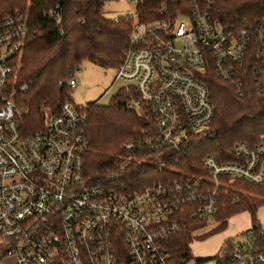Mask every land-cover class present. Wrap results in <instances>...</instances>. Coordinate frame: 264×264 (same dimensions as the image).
<instances>
[{"label":"built area","instance_id":"1","mask_svg":"<svg viewBox=\"0 0 264 264\" xmlns=\"http://www.w3.org/2000/svg\"><path fill=\"white\" fill-rule=\"evenodd\" d=\"M129 14L130 49L116 78L132 83L152 105L156 131L126 143L128 151H160L178 146L189 131L208 128L215 105L200 73L210 61L219 77L239 85L238 68L252 57L253 73L264 85V17L238 26L217 17L209 3L192 0V24L178 18L143 22L138 0ZM164 10V9H163ZM30 34L26 16L17 11L0 18V261L3 264H190L177 260L168 239L190 216L213 221L221 176L264 183V141L238 143L237 159L208 155L203 177L156 182L143 190L111 187L87 177V114L72 101L58 113H45L33 132L21 126L18 98L27 85L8 90ZM70 86L75 88L74 78ZM262 89V88H261ZM46 110V109H44ZM264 240V225L259 230ZM237 242L235 256L218 264H264V251H253L260 238L251 228Z\"/></svg>","mask_w":264,"mask_h":264},{"label":"trees","instance_id":"2","mask_svg":"<svg viewBox=\"0 0 264 264\" xmlns=\"http://www.w3.org/2000/svg\"><path fill=\"white\" fill-rule=\"evenodd\" d=\"M107 1L110 0H0V18L19 11L26 16L30 27L17 72L8 86L11 90L27 85L18 98L25 132L40 128L46 111L58 113L64 102L72 101L70 81L75 78L76 66L84 60L105 68H118L124 63L130 49L132 22L130 15L106 17ZM199 1L209 3L217 17L238 26L264 17V0ZM191 4L192 0H138L137 11L143 22L165 17L177 19L191 12ZM254 64L252 57L240 65L241 84L232 85L219 77L208 61L199 75L215 105L212 122L203 131H189L178 146L160 151L145 147L142 152H132L125 147L130 140L149 138L156 131L152 105L134 85L123 86L108 105L93 101L83 106L89 141L84 157L87 177L134 191L156 182L198 176L207 181L206 188L215 190L214 182L209 180L210 172L203 166L204 158L216 155L222 161L234 162L238 143L253 145L264 141V85L262 89L259 87L252 69ZM220 179L215 226L197 234L211 221L192 217L190 208H185L182 229L168 239V249L177 260L193 258L190 245L195 237L226 230L231 217L245 211L250 212L251 229L261 241L253 251H264L257 218L258 209L264 206V183L253 184L228 176ZM236 250L237 241L230 236L216 258L235 256ZM201 260L197 258V264Z\"/></svg>","mask_w":264,"mask_h":264},{"label":"rangeland","instance_id":"3","mask_svg":"<svg viewBox=\"0 0 264 264\" xmlns=\"http://www.w3.org/2000/svg\"><path fill=\"white\" fill-rule=\"evenodd\" d=\"M135 7L130 4L129 0H110L104 5V15L108 18H117L119 16L129 15ZM178 22H185L187 25L192 24L190 15L183 13L179 15ZM118 68H105L99 63L92 60H84L79 68L75 70V78L78 86L72 88L69 95L76 105L85 106L90 102L97 101L100 104L108 105L114 95L126 85H132L131 82L117 79ZM125 158V157H124ZM258 223L264 225V206L260 207L257 212ZM215 226L213 221L209 222L206 227L200 229L197 234H203ZM253 226L250 212H242L234 215L229 220L226 230L219 233L210 232L206 236L195 237L191 243L193 258H201L200 264H218L216 256L221 252L226 239L230 236L235 237L238 242L245 239L244 231ZM4 261H0L3 264ZM190 264H195L190 261Z\"/></svg>","mask_w":264,"mask_h":264},{"label":"water","instance_id":"4","mask_svg":"<svg viewBox=\"0 0 264 264\" xmlns=\"http://www.w3.org/2000/svg\"><path fill=\"white\" fill-rule=\"evenodd\" d=\"M59 8H60V3L57 4V9H59ZM76 68L78 69L79 65H77Z\"/></svg>","mask_w":264,"mask_h":264},{"label":"crops","instance_id":"5","mask_svg":"<svg viewBox=\"0 0 264 264\" xmlns=\"http://www.w3.org/2000/svg\"><path fill=\"white\" fill-rule=\"evenodd\" d=\"M76 79V78H75ZM77 80V79H76Z\"/></svg>","mask_w":264,"mask_h":264}]
</instances>
